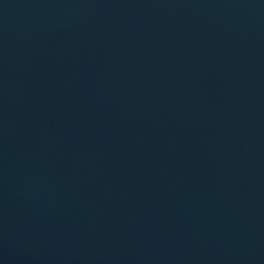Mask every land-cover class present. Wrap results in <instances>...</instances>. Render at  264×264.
Returning <instances> with one entry per match:
<instances>
[{
  "label": "water",
  "instance_id": "obj_1",
  "mask_svg": "<svg viewBox=\"0 0 264 264\" xmlns=\"http://www.w3.org/2000/svg\"><path fill=\"white\" fill-rule=\"evenodd\" d=\"M0 264H264V0H0Z\"/></svg>",
  "mask_w": 264,
  "mask_h": 264
}]
</instances>
